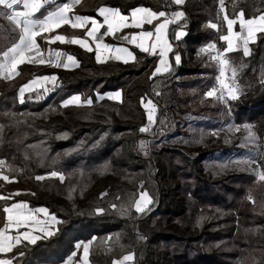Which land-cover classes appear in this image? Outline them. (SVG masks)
Returning <instances> with one entry per match:
<instances>
[{"label": "trees", "instance_id": "obj_1", "mask_svg": "<svg viewBox=\"0 0 264 264\" xmlns=\"http://www.w3.org/2000/svg\"><path fill=\"white\" fill-rule=\"evenodd\" d=\"M100 6L122 13L137 6L182 9L184 17L169 29L171 55L178 53L180 64L150 77L155 57L136 49L130 63L96 62L93 51L57 43L78 60L74 70L26 62L18 75L0 78L1 171L9 177L0 179V217L5 205L25 201L46 207L59 221L54 235L22 241L6 253L11 264L61 263L80 241H89V264H113L126 254L134 256L128 264H264V182L237 164L243 146L229 142L228 133L212 134L228 123L247 124L264 139V33L249 44V55L228 54L240 92L223 103L205 96L215 84V61L197 56L208 42L224 47L220 0L178 6L169 0H80L73 13L94 15ZM224 10L229 18L243 10L247 19L264 11V0H224ZM181 25L186 32L177 40ZM13 29L0 16V53L17 40ZM42 73L56 75L55 89L21 102L20 86ZM117 89L120 102L103 97L63 106L73 94L85 100ZM142 98L157 108L148 132L140 131L147 120ZM52 171L64 179L51 177ZM141 192L151 203L138 213Z\"/></svg>", "mask_w": 264, "mask_h": 264}, {"label": "snow or ice", "instance_id": "obj_2", "mask_svg": "<svg viewBox=\"0 0 264 264\" xmlns=\"http://www.w3.org/2000/svg\"><path fill=\"white\" fill-rule=\"evenodd\" d=\"M172 3L180 5L183 0H171ZM54 0H0V16L6 18L12 25H14V31H17L18 42L13 43L7 50L2 51V62H0V73H7L9 77L18 75L17 67L23 63H49L54 64L56 67L68 68L69 65H76L77 61L72 55H67V62L61 64V56L65 55L60 51L55 52V60L46 59L41 50L40 44L37 41V37H40L45 43L52 44L59 41L61 44H73L79 45L86 51H92V47L89 43V39L97 43L96 47V60L97 62H104L101 56V48L109 52L116 53L115 59H123L125 63L128 62L124 57H133V53L124 47H114L109 44L102 43L101 37L97 35L99 30L106 27L104 35H114L116 32L129 28H143L144 24H152L153 20H159L164 18L162 22L154 26V31H140L138 34H133L130 37L125 35L121 39L128 41L131 44L136 45L143 52L156 54L159 49V65L156 67L153 76L169 71V63L166 59L167 54L172 50L171 44L166 37L167 27L170 23L183 17L182 12H175L172 17L169 18L165 11H152L149 8L143 6L136 7L130 10L128 15L122 14L119 9L102 6L97 10L99 17L103 18V23H100L98 19L94 17H82L80 15H70L73 13L75 4L79 3V0H71V2H64L62 4H56L54 10H48L46 5L51 6ZM221 11L224 12V0H220ZM22 7L23 10H19ZM42 9L44 10L42 12ZM46 13V14H45ZM40 14V15H37ZM223 21L226 23V34L219 35L218 39L225 43L226 47L223 49L217 48L215 42H210L206 47L200 49L202 53L208 54L210 59L215 61L219 68V74L216 77L218 87L214 86L205 93L206 97H214L216 99L235 100L239 98V87L236 84L237 67L233 66L229 57V53L241 50L244 55L250 54L249 43L254 42L257 33H264V11H260L259 14L250 18H245V13L240 10L236 13L235 18H229L227 13L223 15ZM91 27H88V25ZM239 24V31L235 30V27ZM65 25L70 26L72 29L84 30V36L69 38L62 34L51 35L58 29ZM209 27L217 29L219 27L216 23H212ZM48 34V35H45ZM184 33L182 31L175 34V39L179 40ZM151 40V43L146 46V41ZM51 55V49L49 50ZM214 53V54H212ZM175 61L180 62V56H175ZM231 71V76L226 79V73ZM55 76H44L38 79L30 81L28 84L23 85L20 89V100L23 102V94L25 91H34L38 87H44L46 83H51L53 87L56 86ZM48 89L45 88V92ZM219 93V95H218ZM121 93L116 92L114 95H110V99H119ZM102 98V97H101ZM80 96H72L70 99L64 101L63 106L72 104H80ZM143 100V98H142ZM88 104H91V99L87 100ZM148 125L140 129L141 132L150 131L149 125L153 124L154 113L156 111L155 105L148 101ZM248 132V138L255 139V133L252 132L251 126H245ZM238 130V129H237ZM247 139V138H246ZM2 142V141H0ZM143 146V142H141ZM4 161L0 160V165H3ZM261 166L257 164V169L254 170V174L259 181L264 182V171H260ZM51 177H58L61 181L64 179L63 175L57 171L50 173ZM37 180H43L44 176L35 177ZM0 179L7 181L9 177L7 175H0ZM151 203V198L146 192H142L139 195V199L135 201L134 207L138 213H143L146 210H150L148 205ZM113 208L116 205L112 206ZM97 214L102 213L103 209H97ZM3 212L7 214V223L4 228L0 230V253H7L12 250L13 247L19 245L22 240L28 241L31 244H35L38 239L43 237L32 235L31 231H25L15 236L7 235L8 230L15 228H31L34 231H40L44 233V237L54 235V232L49 230V223H59L57 218L52 215L50 221L41 223L36 218L37 213H43L48 216V210L46 208H39L34 211L28 209L26 203H15L10 207H5ZM83 264H88L89 245L83 244ZM22 254V253H21ZM134 256L132 254L124 255L121 260L114 261L113 264H125V262L133 261ZM0 264H11L10 260H0Z\"/></svg>", "mask_w": 264, "mask_h": 264}, {"label": "crops", "instance_id": "obj_3", "mask_svg": "<svg viewBox=\"0 0 264 264\" xmlns=\"http://www.w3.org/2000/svg\"><path fill=\"white\" fill-rule=\"evenodd\" d=\"M58 1H59V0H54V2H58ZM64 2H71V0H62V1H59L57 4H62V3H64ZM79 2H80V0H79ZM76 5H77V4H75L74 7H75ZM169 6H178V5L175 4V3H172L171 0H169ZM54 7H55V6H54ZM54 7H53L52 9H50V10H54ZM100 7H102V6H100ZM100 7H99V8H100ZM107 7H111V6H107ZM137 7H140V6H137ZM143 7H145V6H143ZM99 8H98V9H99ZM111 8H116V7H111ZM134 8H136V7H134ZM134 8H132V9H134ZM145 8H148V7H145ZM98 9H97V10H98ZM116 9H118V8H116ZM149 9H150V8H149ZM220 9H221V6H220ZM19 10H23L22 7H21ZM130 10H131V9H130ZM130 10H129L127 13H122L121 11H120V12H121L122 14L128 15V14L130 13ZM150 10H152V9H150ZM152 11H154V10H152ZM159 11H165V12H166V15H167L169 18H171V17H172V14H174V13L177 12V11L182 12V13H183V17H184V15H185V14H184V11H183L182 9H180V8H174V9H169V10H167V9H161V10H159ZM159 11H156V12H159ZM221 12H222V11H221ZM237 13H238V12H237ZM45 14H46V13H45ZM224 14H225V13L222 12V15H224ZM70 15H79V14L70 13ZM80 16H82V17H94V18L98 19L100 23H103V18L98 16L97 11H96V13H95L94 15H80ZM183 17H181L180 19L176 20V21L173 22V23H170V24L168 25V27H167L166 37H167L168 42H169L170 44H171V42H170V40H169V29H170V25H172V24L178 22V21L181 20ZM232 18H235V16L232 17ZM163 19H164V18H160L159 20H153L152 24H144V26H143L142 29H141V28H134V27L125 28V29H122V30L116 32L114 35H104V33L106 32V27H107V26L105 25L104 27H102V28L99 30V32L97 33V35H98L99 37H101V41H102V43L109 44V45H112V46H114V47H124V48H127L130 52H132V53H133V57H134V59H133L132 57H126V56L124 57L125 59L128 60L127 63L133 62V61L135 60L134 49H136V50H138L139 52H142V53H144V54H146V55H149V56H153V57H155L154 68H153L152 74L150 75V77H151V76H153V73H154L156 67L159 65V61H160V57H159V54H158V53H159V49H157V53H156V54H151V53H148V52H143V51H141L139 48H137L136 45L131 44V43H129L128 41L121 39V37H123V36H125V35H128V36L130 37V36L133 35V34H138L140 31H154V26L157 25L158 23L162 22ZM88 27H91V25L89 24ZM225 27H226V23H225ZM234 27H235V30H236V31H239V24H237V25L234 26ZM180 31H182V32L185 34L186 31H185L183 25H181L180 27H178V28L175 30V34H176L177 32H180ZM226 32H227V29H226ZM56 34H62V35H65V36H67V37H69V38H72V37H81V38H82V37L84 36V30H82V29H72L70 26L65 25L64 27L58 29L56 32L52 33L51 35L54 36V35H56ZM225 34H226V33H225ZM45 35H48V34H45ZM182 37H183V36H182ZM37 41H38V43L40 44L41 50H42L43 55H44V57H45L46 59H51V60L54 61V60H55V52H56V51H60L61 53L65 54V55H62V56H61V64H63V63H65V62H67V55H69V54L72 55L71 53H67V52H65V51H62V50L59 49V48L54 47V44L60 43L59 41H57L56 43L48 44V43H45V41H44L43 39H41L40 37H37ZM15 42H18V38H17V40H16ZM15 42H14V43H15ZM89 43H90V45H91V47H92V49H93L92 51H93V53H94V58H95V60H96V47H97V43H96L95 41H92L91 39H89ZM145 43H146V46H147L148 44L151 43V40L146 41ZM250 43H251V42H250ZM250 43H249V44H250ZM65 44H67V43H65ZM72 45H73V44H72ZM216 45H217V44H216ZM76 46L80 47L79 45H76ZM206 46H207V45L205 44L203 47H206ZM203 47H201V48H203ZM224 47H226L225 43H224ZM248 47H249V45H248ZM80 48H81V47H80ZM172 48H173V45L171 44V49H172ZM201 48H200V49H201ZM217 48H218V46H217ZM50 49H51V55H50V53H49V50H50ZM82 49H83V48H82ZM200 49L198 50V53H197V56H198V57H202L203 55H207V56L209 57L208 54L202 53V52L200 51ZM220 49H221V48H220ZM222 49H223V48H222ZM6 50H7V49H6ZM84 50H85V49H84ZM241 50H242V49H241ZM171 51H172V50H171ZM171 51L167 54V57H166V59L168 60V63H169V70H170V68L172 67V65L174 66V65H179V64H180V62L177 63V62L175 61V56H176V55H179V54H178V53H175V54L171 55ZM242 52H243V51H242ZM212 54H214V53H212ZM115 55H116V53H114V52H109V51L104 50V49L101 48V56H102V60H103V61H106V60H108V59H112V60H116V61H119V62L125 63L123 59H121V60H117V59H115ZM72 56H73V57L75 58V60L77 61V64H76V65H71V64H70L68 68H65V67H62V66H61V67H56V66H54V64H49V63H47V62L44 63V64H39V63H34V64H37L38 66H40V67L43 68V69H50V70H53V69H60V70H63V71L69 72V71L74 70V69L78 66V64H79V62H78V60L76 59V57H75L74 55H72ZM179 56H180V55H179ZM209 58H210V57H209ZM2 59H3V57H2V53H0V62H2ZM210 60H211V59H210ZM96 62H97V60H96ZM17 72H18V67H17ZM164 73H166V72H163V73H161V74H164ZM161 74H157V75H161ZM218 74H219V68H218V65H217V75H216V77L218 76ZM14 76H15V75H14ZM14 76L9 77V76L7 75V73H0V78H5V79H7V78H12V77H14ZM44 76H55V77H56V75H55L54 73H42V74H39V75H35V76H33L30 80H28L27 82H25L24 84H22V85L20 86V88H21L23 85L28 84L30 81H32V80H34V79H38V78H40V77H44ZM179 78H180V77H177V79H179ZM214 86L218 87L217 80H215V84H214L212 87H214ZM212 87H211V88H212ZM20 88H19V89H20ZM45 88L48 89L47 92H45ZM211 88H210V89H211ZM19 89H18L17 94H18V97L20 98V92H19ZM54 89H55V87H53V85H52L51 83H46V84L44 85V87H38V88H36L34 91H31V92H29V91H25V93L23 94V99H26V98L29 99L30 96H31L32 94L36 93V91H40L39 94L45 97V96L48 95L49 92L53 91ZM210 89H208V90H210ZM208 90H207V91H208ZM207 91H206V92H207ZM116 92H120V93H121V91H120L119 89H117V90H111V91H106V92H104V93H102V94L95 93L94 95L87 97L85 100H82V98H81V96H80L79 94H73V95H71L70 97H68L66 100L70 99L72 96H80V98H81V100H80V104H88V103H87V100H89V99H91L92 102L99 101V100L102 99L103 97L110 99L109 96H110V95H114ZM206 92H205V93H206ZM218 94H219V93H218ZM101 97H102V98H101ZM121 98H122V93H121L119 99H111V100L116 101V102H120V101H121ZM210 98H212V99H214V100H219L220 102H223V103H224V101L221 100V99H216V98H214V97H210ZM66 100H65V101H66ZM149 100L152 102L153 105H155V104L153 103V101H152L151 99H149V98H146V99H143V100H142V105H143V107H144L145 110H146V116H147V120H146V123H145L144 126L148 125V107H147V106H148V101H149ZM226 100H227V96H226ZM226 100H225V101H226ZM80 104H79V105H80ZM72 105H77V104H72ZM155 108H156V106H155ZM156 110H157V108H156ZM155 120H156V111H155V113H154V121H155ZM154 123H155V122H154ZM154 123L151 124V125H149V127L151 128V127L154 125ZM1 168H2V165H0V175H5V174L1 171V170H2ZM148 196H149V195H148ZM0 197H1V196H0ZM15 203H26V204L28 205V209L31 210V211H34V210L39 209V208H46V207H44V206L30 207L29 204H28L27 202H25V201H15V202H12V203H10V204H8V205H5V206L3 207V209H4L5 207H10L12 204H15ZM3 209H2V215H1V217H0V230H2V229L4 228L5 223H7V214L3 212ZM46 209H47V208H46ZM47 210H48V209H47ZM52 215H54V214L50 213L49 211H48V216H45L43 213H37V214H36V218H37L38 220H40L41 223H44L45 221H50V217H51ZM54 216H55V215H54ZM57 220H58V219H57ZM56 224H57V223L50 222V223H49V230L52 231V232H55V230H56ZM25 231H31L32 235H37V236L44 237V233H42V232H40V231H34V230H32L31 228H24V227L20 228L19 230L15 229V228H12V229L8 230V232H7L6 234H7V235H11V236H15V235L18 234V232H19V233H22V232H25ZM22 241H25V240H22ZM27 242H28V241H27ZM83 244H85V241H84V242H83V241L77 242V243H76V249H75V251H74L71 255H69L67 258H65V260H64L63 262H61V263H56V264H83V247H82ZM88 245H89V242H88ZM12 249H13V248H12ZM77 250H78V251H77ZM9 252H10V251H9ZM7 253H8V252H7ZM76 253H77V258L74 257ZM126 255H128V254H126ZM0 260H9V258L6 256V253H0ZM88 264H89V261H88Z\"/></svg>", "mask_w": 264, "mask_h": 264}, {"label": "rangeland", "instance_id": "obj_4", "mask_svg": "<svg viewBox=\"0 0 264 264\" xmlns=\"http://www.w3.org/2000/svg\"><path fill=\"white\" fill-rule=\"evenodd\" d=\"M230 76H231V71L229 69V71L226 73V79ZM225 100H226V95L223 101L225 102ZM246 125L247 124L234 125L232 123H228L225 126H222V130L212 131V134L217 138H221L222 136H225L228 133L229 137H227L226 139H228L229 142L235 141L239 145L243 146V156H241V160L237 162V164L241 168H246L254 172V170L257 169V164H259L261 166L259 170L264 171V139H259L256 135L254 140L252 138H248V132L245 129ZM251 130L253 132L252 127ZM88 242L89 241H86L85 244H88ZM121 259L122 257L114 261H119ZM129 262H125V264H128Z\"/></svg>", "mask_w": 264, "mask_h": 264}, {"label": "built area", "instance_id": "obj_5", "mask_svg": "<svg viewBox=\"0 0 264 264\" xmlns=\"http://www.w3.org/2000/svg\"><path fill=\"white\" fill-rule=\"evenodd\" d=\"M210 42H208L206 45H208ZM1 160V159H0Z\"/></svg>", "mask_w": 264, "mask_h": 264}]
</instances>
